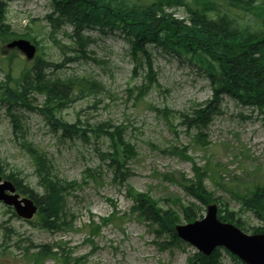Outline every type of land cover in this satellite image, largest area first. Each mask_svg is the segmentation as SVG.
I'll use <instances>...</instances> for the list:
<instances>
[{
    "label": "rangeland",
    "instance_id": "1",
    "mask_svg": "<svg viewBox=\"0 0 264 264\" xmlns=\"http://www.w3.org/2000/svg\"><path fill=\"white\" fill-rule=\"evenodd\" d=\"M0 1L7 4L5 17L10 24L9 32L28 33L37 42L35 58L27 61L19 51L3 48L15 36L7 35L10 39L5 42L0 38V84L6 73L17 78L25 66L32 68L37 58L48 61L44 68L46 75L96 80L102 86L100 92L81 97L76 94L77 97L58 115L68 122H80L84 128L99 122L123 125L124 139L134 145L137 152L119 171L125 179H114V166L100 156L109 148L104 135L97 136L87 130L86 139L62 137L52 130L38 110L20 106L15 112L20 117L24 137H17L12 132L7 104H0V169L5 176L12 178L13 174V179L42 193L31 159L20 144L29 142L47 153L58 178L78 184L67 197L69 213L65 221L70 223L61 230L40 228L35 224L36 215L30 220L22 219L12 207L0 202V264H65L60 258L61 252L69 254L71 264H188V257L197 249L183 240L179 245L161 247L159 243H167L168 234L158 238L148 222L132 212L134 203L129 195L130 188L147 192L158 200L159 207L163 210L170 207L180 217H183L181 209L172 200L179 199L184 206L194 202L198 205L197 219L205 216L206 206L191 198L182 186L181 175L188 179L193 175L192 161L174 154V148L185 149L199 166L208 161L215 179L229 186L222 189L211 178H205L206 189L226 202L246 225L260 223L233 196V192L245 194L255 185L264 184V123L256 110L224 97L220 114L204 132L203 138L210 144L194 142L196 129L187 130L181 115L191 113L197 105L209 100L212 89L204 72L184 55L149 44L147 48L159 86L152 88L143 99L135 100L129 89L139 85L144 71L140 69L138 76L133 75L135 63L130 44L118 29L101 30L95 26L82 30V35L89 40L84 58L71 38V24H62L54 34L59 44L54 43L51 22L47 19L52 11L50 0ZM112 1L142 4L153 0ZM263 1L258 0L257 4ZM215 2L219 6L217 9L224 11L225 0ZM171 8L166 11L171 12ZM172 9L173 17L187 21L188 14L183 7ZM208 14L216 16L217 12L210 10ZM251 19L237 13L238 22L246 23ZM61 46L66 48L61 49ZM26 92L34 105L43 103V95L35 94L31 88ZM164 109L174 112L169 122L163 117ZM86 170L95 171L98 176L83 181ZM112 211H117L120 218L101 224L98 233L92 232L88 226L91 219L99 224L101 217ZM183 223L182 219L180 224ZM41 246L50 247L56 256L52 254L40 263H33L32 255ZM220 251V264H243L226 250Z\"/></svg>",
    "mask_w": 264,
    "mask_h": 264
},
{
    "label": "trees",
    "instance_id": "2",
    "mask_svg": "<svg viewBox=\"0 0 264 264\" xmlns=\"http://www.w3.org/2000/svg\"><path fill=\"white\" fill-rule=\"evenodd\" d=\"M52 11L47 16L51 22L50 32L55 44L59 42L54 34L62 24L67 22L72 25L71 38L78 44L81 56L86 58L88 37L82 35V30L98 26L101 30L118 29L130 44L131 56L134 60L133 75H139V70L144 71L139 85L129 89L135 100H141L148 92L158 87L157 72L154 69L149 44L161 47L177 55H184L190 63L197 65L209 80L212 95L203 104L197 105L191 113L181 115L182 122L187 130L196 129L193 140L203 145L210 144L203 137L204 132L213 118L220 114L221 103L224 97H229L237 104L249 107L261 116L264 123V1L257 4L258 0H225L224 11L219 8L215 0H153L147 3H114L112 0H50ZM127 2V1H126ZM183 7L189 15L187 21L173 17L171 12H166L169 7ZM215 10L216 16H211L208 11ZM237 13L248 15L251 20L246 23L238 22ZM6 3L0 1V37L7 35L20 36L9 32L10 24L6 22ZM23 36L35 39L24 33ZM87 39V40H86ZM66 48V46H61ZM69 58L68 60H73ZM45 59L37 58L32 68L25 66L22 74L14 78L6 73L5 80L0 84V104H7V114L11 120L13 134L24 137L21 120L15 109L25 106L31 110H38L44 116L52 130L60 133L62 137H81L86 139V131L90 130L97 136L104 135L109 142V148L101 153L103 160H108V165L114 166V179L124 180L119 171L125 166L127 160L137 155L134 145L124 139L123 125H108L99 122L93 127L84 128L80 122L72 123L62 119L58 113L65 108L77 95L100 92L102 86L99 82L85 78L53 77L46 75ZM31 88L35 94H41L44 101L41 105H34L32 98L27 96L26 89ZM157 111H160L157 109ZM174 113L169 109L163 110V117L169 122V117ZM180 116V115H179ZM250 118V117H246ZM24 147L42 193L29 189L15 175L5 176L0 169V175L5 179L14 180L18 192L32 198L39 206L35 224L46 230H61L67 227L70 221H65L68 212L67 197L78 186L77 181H66L58 178L53 173L52 162L47 153L34 147L29 142H20ZM174 154L191 160L193 175L190 179L181 175L183 188L191 198L199 204L207 206L210 203L219 205L217 216L222 221L233 223L247 233L264 232V184L255 185L245 194L233 192V196L241 206L250 211L260 222L258 225L248 226L235 211H232L220 198L213 196L205 185L204 179L211 178L222 189H227L229 184H222L215 179L208 161L199 166L189 156L185 149L179 151L174 148ZM4 174V175H3ZM98 173L86 170L83 181L94 179ZM16 180V181H15ZM231 193V192H230ZM132 197V212H136L140 220L148 222L156 236L160 238L168 234L167 243L160 242L161 247L170 244L179 245L183 242L176 236L174 227L183 219L186 223L197 219V206L190 202L184 206L179 199L174 198L172 203L180 207V217L174 210H163L158 205V200L153 199L147 192L129 190ZM112 201V200H111ZM117 211L101 217L98 224L91 219L88 226L92 232L98 233L101 224H108L120 218ZM72 218V215H71ZM216 248L211 255L195 252L188 257V264H220L221 250ZM227 252V251H226ZM238 260L237 257L231 255ZM51 248L41 246L33 253V263H40L49 255ZM52 256H56V253ZM65 264L70 263L69 254L61 252ZM77 261V260H75ZM239 261V260H238ZM244 264V263H243Z\"/></svg>",
    "mask_w": 264,
    "mask_h": 264
},
{
    "label": "water",
    "instance_id": "3",
    "mask_svg": "<svg viewBox=\"0 0 264 264\" xmlns=\"http://www.w3.org/2000/svg\"><path fill=\"white\" fill-rule=\"evenodd\" d=\"M6 48H16L31 59L35 46L25 39H14L6 44ZM0 200L13 206L16 213L24 218H31L37 207L27 197H20L15 192L12 182L0 178ZM179 238L190 243L204 255H210L217 247H224L245 264H264V232L247 234L228 222L217 217V206L210 204L202 219L175 227Z\"/></svg>",
    "mask_w": 264,
    "mask_h": 264
}]
</instances>
